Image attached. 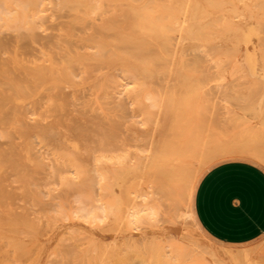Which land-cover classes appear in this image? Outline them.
Wrapping results in <instances>:
<instances>
[{"label": "bare ground", "instance_id": "6f19581e", "mask_svg": "<svg viewBox=\"0 0 264 264\" xmlns=\"http://www.w3.org/2000/svg\"><path fill=\"white\" fill-rule=\"evenodd\" d=\"M209 77L264 79V0H0V264L177 262L163 200L219 159L264 165L198 145Z\"/></svg>", "mask_w": 264, "mask_h": 264}, {"label": "rangeland", "instance_id": "374dc122", "mask_svg": "<svg viewBox=\"0 0 264 264\" xmlns=\"http://www.w3.org/2000/svg\"><path fill=\"white\" fill-rule=\"evenodd\" d=\"M166 81L167 79H163V82ZM201 81L204 83L202 97L206 102L198 145L203 142L208 145H227L228 142L227 146H234L236 142L237 145L255 144L264 151V117L260 115V107H264V93L252 89L251 86V82L261 86L264 79L209 77ZM153 111L155 114L159 113L156 108H153ZM234 160L250 162L264 169L263 164L247 157L222 158L204 168L193 183L190 184L191 181L187 179L182 190L174 198L163 200V219L154 220L157 225L153 231L163 233L169 244L174 242L181 247L180 259L173 264H264V233L258 239L243 244L218 241L203 229L195 213L194 199L201 179L214 166ZM186 209L193 212L195 222L201 227L204 237H195L188 231L180 216ZM172 212L177 216L171 217ZM208 244L226 250L228 254H207L204 246ZM229 252L232 255H229Z\"/></svg>", "mask_w": 264, "mask_h": 264}, {"label": "crops", "instance_id": "0c3cea01", "mask_svg": "<svg viewBox=\"0 0 264 264\" xmlns=\"http://www.w3.org/2000/svg\"><path fill=\"white\" fill-rule=\"evenodd\" d=\"M203 229L218 241L243 244L264 233V169L234 160L214 166L194 199Z\"/></svg>", "mask_w": 264, "mask_h": 264}]
</instances>
